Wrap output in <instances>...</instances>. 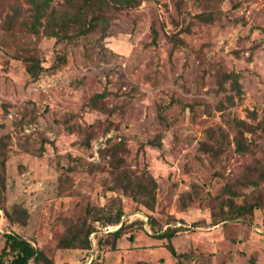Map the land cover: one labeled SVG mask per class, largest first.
I'll use <instances>...</instances> for the list:
<instances>
[{
  "label": "rangeland",
  "instance_id": "rangeland-1",
  "mask_svg": "<svg viewBox=\"0 0 264 264\" xmlns=\"http://www.w3.org/2000/svg\"><path fill=\"white\" fill-rule=\"evenodd\" d=\"M139 1L109 11L105 34L57 44L43 28L32 33L27 0H0V206L29 213L9 223L0 209V251L14 232L56 264H264V181L247 170L264 168V132L252 135L254 153L234 142L238 122L264 119V0ZM61 51L64 65L31 77V60L49 68ZM230 73L241 95L223 80ZM210 134L219 159L201 148L215 144ZM120 143L127 168L157 181L153 211L112 186L109 153ZM247 179L262 184L244 187ZM235 183L236 195L225 191ZM117 198L126 228L115 249L108 234L121 225L99 223L91 249L59 247L70 222ZM256 198L253 215L224 221L228 199ZM168 228L179 259L157 238Z\"/></svg>",
  "mask_w": 264,
  "mask_h": 264
},
{
  "label": "trees",
  "instance_id": "trees-1",
  "mask_svg": "<svg viewBox=\"0 0 264 264\" xmlns=\"http://www.w3.org/2000/svg\"><path fill=\"white\" fill-rule=\"evenodd\" d=\"M55 0H27L32 9V24L31 31L34 34L39 33L40 28H43L45 36L56 39L57 44L72 42L78 38L88 36L92 33L101 32L105 34L107 31L111 16L109 11H123L133 9L140 3L139 0H64L59 7H54ZM200 20L208 19L204 14L197 16ZM66 63V53L61 51L56 55L55 63L46 68L36 60H31V64L27 67L28 73L34 79H38L42 73L51 72L59 69ZM223 80H231L232 87L242 94L241 85L238 80V75L234 73L225 74ZM104 94H99L93 97L95 102L102 98ZM231 101L232 98H231ZM253 119L256 116L253 114ZM240 132L235 138L236 151L241 154L254 153L255 141L252 135L258 131L264 132V119L256 124H246L238 122ZM214 143H202L203 151L210 153L214 159H219L223 151L222 143L215 139L210 134ZM110 141V140H109ZM152 145H160L157 141H151ZM6 144L0 138V203L5 197V181H6ZM123 143L117 144L110 149L111 156V175L112 186L115 190H121L125 195L130 196L139 205L153 211L157 202V181L149 173L143 172L135 174L127 168L125 160L119 155L124 152ZM248 171L256 174L261 173L264 181V168L248 167ZM262 184L261 181L244 180V187H258ZM235 184L226 185L225 191L233 193ZM263 202L256 198L255 202H249L244 199L241 204L236 203L233 199H228L226 207L228 208V219H239L247 215H253L256 209H259ZM1 207V206H0ZM5 218L9 223H26L29 218V213L26 209L15 206L12 211L6 207L0 208ZM124 209L122 201L117 198L112 200L106 206L89 207L87 209V219L79 222H70L67 226L64 237L59 242V247L64 249H91V235L96 232V224L103 226H119L117 230L109 232V236L113 238L112 249L116 248V242L125 235L126 226L122 222L124 217ZM175 229L168 228L164 232L157 234V238L168 241L166 248L171 255L177 259L183 257L178 254L172 239L176 236ZM4 246L0 251V264H56L55 260L48 257L41 249L34 246L31 241L23 238L17 233L10 232L4 234Z\"/></svg>",
  "mask_w": 264,
  "mask_h": 264
}]
</instances>
